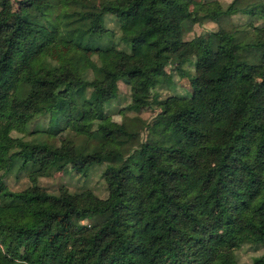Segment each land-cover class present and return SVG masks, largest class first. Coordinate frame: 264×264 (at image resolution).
I'll return each mask as SVG.
<instances>
[{
	"label": "trees",
	"instance_id": "16d2710c",
	"mask_svg": "<svg viewBox=\"0 0 264 264\" xmlns=\"http://www.w3.org/2000/svg\"><path fill=\"white\" fill-rule=\"evenodd\" d=\"M203 5L0 0V264H264V254L238 262L234 252L264 241V59L237 57L248 27L264 23V0H230L222 12L249 14L246 23L183 38L186 23L216 17ZM105 12L140 18L119 41L164 37L145 53L119 48ZM73 51L84 53L89 77L57 61ZM191 55L188 94H167L141 125L83 128L98 114L95 93L121 80L131 87L126 108L137 111L150 101L147 82ZM38 117L45 126L29 130ZM58 132V143L47 138ZM95 163L104 196L38 184L51 167L84 176ZM10 172L27 184L12 192Z\"/></svg>",
	"mask_w": 264,
	"mask_h": 264
},
{
	"label": "rangeland",
	"instance_id": "374dc122",
	"mask_svg": "<svg viewBox=\"0 0 264 264\" xmlns=\"http://www.w3.org/2000/svg\"><path fill=\"white\" fill-rule=\"evenodd\" d=\"M203 6L210 13L217 14L216 17L205 16L201 22L184 23L182 37L189 38L194 34L200 33L205 29H213L218 25L229 27L239 26L246 23L250 19V15L241 12L224 13L222 12L226 3L230 0H201ZM256 23L259 19L251 18ZM104 26L109 29L111 39L116 41V46L127 51H138L145 53L147 51V42L153 38L164 37L162 32H153L144 34L141 39L135 41H119L118 36L121 33L129 34L135 32L136 28L141 24L138 16H130L119 18L111 13L105 12L102 15ZM248 34L245 38L246 44H241L238 48L237 57L252 65L259 64L264 59V23H257L255 26L248 27ZM194 56L191 55L186 60L175 63L170 61L165 66V74L150 79L147 84L151 90L150 101L142 106L137 111L126 108L130 100L131 87L129 84L118 80L109 92L98 91L94 101V105L98 110L96 118L90 122L83 124L84 129L92 128L97 122H102L107 125H112L124 119L132 125H141L142 120H149L157 110V101L164 98L167 94H188L190 91L188 78L193 74L192 62ZM66 69L75 70L83 77L90 76V70L85 60V55L81 51H73L69 55L60 57L57 60ZM87 93V92H86ZM80 108L85 109V105ZM127 118V119H126ZM45 126V119L38 117L31 120L27 124L29 130L42 128ZM15 133V132H13ZM63 132H58L55 135H49L47 138L53 143H58L63 137ZM144 136V129L139 130V137ZM102 164H92L86 171V175L77 174L70 168L69 164H64L61 168L51 167L49 172L38 177V184L42 190L47 193L56 192L60 186H65L69 190H79L81 188H89L98 196H104L106 193L104 182L100 176ZM4 184L12 192L19 190L27 184V179L24 175H16L12 172L7 173L4 177ZM15 198L12 195L4 197L5 199ZM12 203H15L16 201ZM17 208V207H16ZM235 258L238 262H249L253 255L264 254V241L259 242H244L235 250Z\"/></svg>",
	"mask_w": 264,
	"mask_h": 264
}]
</instances>
